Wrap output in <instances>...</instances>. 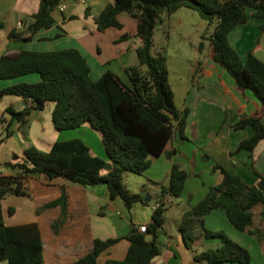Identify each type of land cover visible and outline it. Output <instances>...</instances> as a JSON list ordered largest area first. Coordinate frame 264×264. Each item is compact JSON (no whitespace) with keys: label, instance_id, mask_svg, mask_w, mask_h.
Listing matches in <instances>:
<instances>
[{"label":"trees","instance_id":"16d2710c","mask_svg":"<svg viewBox=\"0 0 264 264\" xmlns=\"http://www.w3.org/2000/svg\"><path fill=\"white\" fill-rule=\"evenodd\" d=\"M67 0H41L39 11L31 16L26 31L13 30L12 41L33 40L43 29L56 23L54 12ZM191 9L208 23L202 39L209 41L213 60L228 72L236 87L250 91L264 108V61L254 53L246 60L231 45L230 33L239 25L247 24L248 13L264 22V0H114L95 19L97 29H122L118 16L129 13L137 21L135 34H125L120 42L137 39L140 45L135 50L138 64L130 65L126 71L130 84H126L114 72L106 71L97 81L91 78L88 60L76 48L51 52L23 50L0 57V79H13L38 73L37 83L22 82L0 90L4 95H15L31 100L32 105L22 111L8 107L5 113L22 124L32 110H43L48 102L55 104L53 124L58 132L75 130L84 126L100 134L109 161L94 155L81 138L56 141L50 151L29 146L22 162L8 163L12 175H0V262L8 264H43L44 244L36 222L9 226L3 213L2 202L8 195L30 197L26 183L35 175L48 179L63 178L83 186L104 185L110 200L120 198L130 209L135 203L147 204L141 193L130 192L125 183V174L143 175L151 166L150 157L161 156L166 146L179 136H186L187 115L175 103V94L169 80V68L165 51L153 52L154 32L162 16H171L180 9ZM71 19H75L74 16ZM4 23L0 21V31ZM264 32V23L261 26ZM204 48V42L199 45ZM0 123H5L0 118ZM253 128V135L244 139L234 153L242 150L254 151L264 139V122L258 115L241 119L235 130ZM9 124L5 126L9 137ZM176 153H169L172 158ZM204 158L208 159L207 156ZM224 180L210 188L205 198L183 215L180 225L186 246L194 253V261L206 264L251 262L250 251L234 241L223 231H211L205 227L204 218L216 209H223L236 229L250 232L263 240L264 232V176L258 174L257 185L249 186L240 176L228 172L219 164ZM188 174L177 164L171 172L168 187L162 186L152 222L147 226L153 234L151 241L145 233L137 232L128 237L130 248L124 260L116 264H151L160 254L157 232L163 228L168 199L182 195ZM61 206L62 217L53 225L57 231L64 222L67 197L63 196L38 210V214L49 208ZM261 216L262 226L256 227V213ZM105 207L100 214H103ZM10 209V214L14 213ZM219 240L215 248L198 250L200 238ZM119 242L118 238L96 239L90 254L74 264H99V256Z\"/></svg>","mask_w":264,"mask_h":264},{"label":"crops","instance_id":"0c3cea01","mask_svg":"<svg viewBox=\"0 0 264 264\" xmlns=\"http://www.w3.org/2000/svg\"><path fill=\"white\" fill-rule=\"evenodd\" d=\"M113 2L67 0L66 11L62 13L56 10L53 14L56 20L54 26L41 30L32 41L27 42L12 41L9 34L13 30L26 31L27 25L24 28L18 25L20 22L30 23L31 16L39 11L41 0H0V21L4 23L0 31V57L23 50L51 52L76 48L88 60L94 81L110 70L130 84L126 69L132 64L140 42L135 38L125 42H120V39L125 34H135L137 19L129 13H121L118 19L123 28L111 27L105 32H100L95 23L98 15ZM183 9L187 8L170 16L175 19V24L169 25L180 29L181 42L175 51L177 53L172 50L167 52V60L175 103L181 112H188V139L181 140L176 136L161 156L150 157L151 166L143 175L132 172L125 174L126 187L130 192L150 194L151 200L147 204L137 202L128 209L122 199L110 200L104 185L83 186L63 178L51 180L43 175H35L26 183L30 197L6 196L2 207L7 225L33 222L39 225L44 244L43 264H74L91 253L96 239L110 238H118L119 242L103 252L98 263L116 264L124 260L130 248L128 237L135 230L141 232V226L151 224L161 188L170 185L174 164L186 171L188 178L180 198L168 199L165 223L156 235L160 254L151 264H206L194 261V253L186 246L180 225L184 213L198 205L211 187L223 182L224 174L220 169H214V166L221 165L228 172L240 176L249 186L259 182L257 173L264 176V139L254 151L234 153L239 144L254 132L252 127L235 130L234 125L241 119L255 115L264 122V108L250 91H240L232 76L214 62L210 42L202 39L208 23L186 22L185 16H194ZM248 15V23L236 27L230 33L229 41L244 60L254 53L264 61V32L261 30L264 22L253 17L252 11ZM72 16L75 19H71ZM202 41L204 48L200 50ZM40 80L38 73L0 79V90L18 83H37ZM31 105V100L15 95L0 98V118L5 122L2 124H9V137L0 144V175L14 174L7 164L22 162L29 146L48 152L56 141L80 136H83L94 155L109 161L100 134L89 126L56 131L53 102H48L43 110L33 109L26 124L13 120L11 115L5 113L8 107L22 111ZM5 136L0 131V139ZM173 150L176 153L170 158L169 153ZM64 193L67 197L64 222L54 231V223L62 217V207L49 208L39 214L38 210L60 199ZM103 207L105 210L100 214ZM11 208L15 210L13 214H10ZM204 223L208 230L225 232L250 253L264 254V232L263 240H260L250 232L239 231L223 209H216L206 215ZM146 234H151L153 239V234L148 230ZM219 244V240L201 237L195 247L203 250L215 248Z\"/></svg>","mask_w":264,"mask_h":264},{"label":"rangeland","instance_id":"374dc122","mask_svg":"<svg viewBox=\"0 0 264 264\" xmlns=\"http://www.w3.org/2000/svg\"><path fill=\"white\" fill-rule=\"evenodd\" d=\"M184 12H190L194 17L192 16H185L186 22L190 24H205V21L199 16V14L193 10L190 9H183ZM186 14V13H185ZM56 15L58 17L59 12H56ZM174 18L170 16H162L161 19L158 21L157 26L155 28L154 32V49L153 52H158V51H165L166 54L169 50H172V52H175L178 49V44H180L181 40V35H180V29L176 27H171L169 24H175L174 23ZM196 26H194L195 28ZM196 36L193 34V38ZM195 39H193L194 43ZM191 49V47L189 48ZM192 53V50H191ZM138 64V58L136 55V52H134V57H133V62L131 65H137ZM195 127V125H194ZM193 129V128H192ZM0 131L3 132L4 135H6L5 131V125L0 123ZM84 139L83 136L77 137ZM85 142V141H84ZM86 143V142H85ZM87 144V143H86ZM88 145V144H87ZM259 209L255 211L256 213V221H255V226L260 227L262 226L261 223V216L258 214ZM251 254V262L250 264H264V254L262 252H253ZM0 264H8L6 261L0 262ZM237 264V263H235Z\"/></svg>","mask_w":264,"mask_h":264},{"label":"built area","instance_id":"2783aa9c","mask_svg":"<svg viewBox=\"0 0 264 264\" xmlns=\"http://www.w3.org/2000/svg\"><path fill=\"white\" fill-rule=\"evenodd\" d=\"M66 8H67V6H66L65 2H62V3L57 7V10L63 13V12L66 11ZM28 24H30V23L28 22L27 24H24V22H20L19 25H18V27H19V28H24L26 25L28 26ZM140 231H141L142 233H145V232L147 231V226H146V225L141 226V227H140Z\"/></svg>","mask_w":264,"mask_h":264},{"label":"water","instance_id":"95a60500","mask_svg":"<svg viewBox=\"0 0 264 264\" xmlns=\"http://www.w3.org/2000/svg\"><path fill=\"white\" fill-rule=\"evenodd\" d=\"M142 197L146 202H149L151 200L150 194H146L145 192L141 193ZM138 230H135L134 233H137ZM147 240L151 241L152 240V235L151 234H146Z\"/></svg>","mask_w":264,"mask_h":264}]
</instances>
